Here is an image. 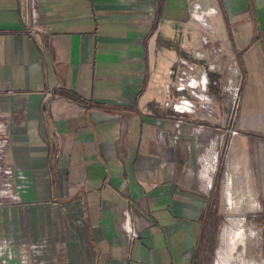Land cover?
<instances>
[{
	"label": "crops",
	"instance_id": "obj_1",
	"mask_svg": "<svg viewBox=\"0 0 264 264\" xmlns=\"http://www.w3.org/2000/svg\"><path fill=\"white\" fill-rule=\"evenodd\" d=\"M36 4L34 18L28 0H0V181L19 195L0 199L11 260L218 264L222 249L198 246L213 190L191 176L186 142L201 127L217 152L239 79V133L212 204L224 225L229 215L264 222V0ZM182 71L209 79L211 110L177 88ZM186 97L196 106L175 111ZM127 212L139 222L136 239Z\"/></svg>",
	"mask_w": 264,
	"mask_h": 264
},
{
	"label": "rangeland",
	"instance_id": "obj_2",
	"mask_svg": "<svg viewBox=\"0 0 264 264\" xmlns=\"http://www.w3.org/2000/svg\"><path fill=\"white\" fill-rule=\"evenodd\" d=\"M186 32L187 31L184 30V33ZM181 38H182V35L180 33L178 35V40L180 41ZM165 59L167 60V57L165 58L162 57L161 60H165ZM239 83H240L239 79L234 80L233 84L230 85V88H233V89H230V91L231 90L233 91L235 88L238 87L239 89L238 93L239 95H241V87L239 86ZM200 90L201 89H198V91ZM232 91L230 92L228 96L229 101H230V106L232 102L231 101ZM208 93H209V89H208ZM203 104H205V102H203ZM0 123L3 125L2 122ZM2 129L3 130H0V131H4L3 126H2ZM189 132L190 134H189V137L187 138L186 147L188 149V152L191 154L193 161H195V167L193 166L191 168L193 170L192 172H196V173H192L191 176L193 175L197 177L198 169L199 167H201L200 163H198L199 161H197L198 154L200 153L198 150L199 146L196 145L197 138L194 137L195 135H197V132H195L192 129ZM177 134H178V138L176 139L175 137H173V141L181 140L183 132H178V133L175 132V136ZM222 134H224V131ZM2 135L3 134H1L0 132V140H3ZM222 138L218 140L217 146H216V148H218L220 151H221V147H222L221 145H223V142H224V146L227 144V138L224 139L223 135H222ZM194 141H195V144H194ZM204 142H210V141L204 140ZM190 143L193 144L191 145L193 150L188 147ZM224 153L226 154V152ZM224 153L223 154L219 153V159L221 160V162L218 166V171L220 168H222L221 166L224 163V160H223ZM218 171H216V173L214 174L216 176L212 175L213 177L212 181H214V185L217 184L216 182L219 179L217 177ZM8 188H11V187L3 186L2 182L0 181L1 193H3V191ZM212 190L213 192L210 194L211 207L208 208L207 211H204V214L206 212V215L204 216L205 218L208 219L209 224H208V227L203 232L202 241L198 244V246H201V248L205 250L209 249L210 252L215 251V253L216 251L222 249V251L219 252V256H217L218 261L216 262H219L218 264H227V263L229 264H246V263L251 264L252 263L253 264V261L256 262L257 264H264V261L262 260V247H261L262 246L261 243L264 241V222L262 221V219L260 217L258 218L251 217V216H248L247 214H244V216L229 215L227 216V219H229L230 222L227 225H224V220H225L224 214L222 212H219V208L216 205V203L212 204V201L214 200V198H216L217 190L216 188H213ZM7 198L8 197L3 196L0 199H7ZM251 232L255 233L254 235L252 233L253 235L252 237H250ZM237 244L239 245L237 246ZM222 254L223 256L221 257ZM207 258L205 259L206 261H207ZM243 260L245 262H242Z\"/></svg>",
	"mask_w": 264,
	"mask_h": 264
},
{
	"label": "built area",
	"instance_id": "obj_3",
	"mask_svg": "<svg viewBox=\"0 0 264 264\" xmlns=\"http://www.w3.org/2000/svg\"><path fill=\"white\" fill-rule=\"evenodd\" d=\"M36 2L37 0H28V3L31 5V8L33 10L34 18H37ZM206 15L207 14H205L204 12H200L198 13L197 17L200 21L206 24L207 23ZM181 73L182 74L180 76V79L178 80L177 88L179 90H186V89L190 90L194 97H198L200 98V100L205 102V104H202L205 109L211 110L213 102H212V97H210L208 93L209 79L205 75H202L200 78H197L196 76L194 77L193 75L185 71H182ZM198 89H201V90L198 91ZM238 92H239L238 87L232 91V97H231L232 102H231L230 111H229V121H228L227 127L224 130V134H223L224 139L227 138V144L225 145L226 148L223 142V145H221L222 146L221 151L217 148V152L211 156L210 153L212 152L213 146L211 145V143H209V145L208 144L206 145L207 142H204V136H202L203 132H202L201 127H197V128L195 127L192 129L195 132H197V135H195L194 137L197 138L196 145L199 146L198 150L200 152L198 154L197 161H199L198 163H200L201 167H199L197 175L200 177H203V179L206 180V185L209 190H212L214 187V181H212L213 177L211 176L212 175L216 176L214 174L216 173V171H218V166L221 162V160L219 159V153L223 154L224 152H226L227 154V149L229 147L228 144H229L230 139H232L236 134L239 133V131H237V129L235 128V123L239 118L238 114H239L240 103H241L240 95ZM195 106L196 105L194 103H191V101L187 97L182 98L181 101L177 103H174V109L175 111L179 113H182L183 111H185V109L192 110ZM182 122H183V119L182 120L180 119L176 123L177 133L182 132V126H183ZM0 130H3L2 124H0ZM0 132L1 134L4 135V131H0ZM175 138L176 139L178 138V134L175 136ZM194 144H195V141H194ZM191 145L193 144L190 143L188 147L192 149ZM5 147H6V141H5V138L3 137V140H0V158L2 157V154L4 153L3 151ZM226 154L224 153L223 156L225 157ZM192 173H196V172H192ZM204 174H211V176L208 179L207 177L203 176ZM3 196L12 197L14 198V200L19 199V195H17V192L11 188L5 189L3 193H1V189H0V198ZM138 223L139 222H137L136 217H134L133 219L129 212L126 213L125 229H126V232L129 234V236H131L134 239L139 237L140 229H139ZM9 250H10V244L4 239H0V255L4 256L2 264H35L29 259V257H24L23 259L19 261V263L12 261L11 260V257L13 255L11 252L12 250L10 251Z\"/></svg>",
	"mask_w": 264,
	"mask_h": 264
},
{
	"label": "bare ground",
	"instance_id": "obj_4",
	"mask_svg": "<svg viewBox=\"0 0 264 264\" xmlns=\"http://www.w3.org/2000/svg\"><path fill=\"white\" fill-rule=\"evenodd\" d=\"M203 176L207 177L208 179L210 178V174H204Z\"/></svg>",
	"mask_w": 264,
	"mask_h": 264
}]
</instances>
